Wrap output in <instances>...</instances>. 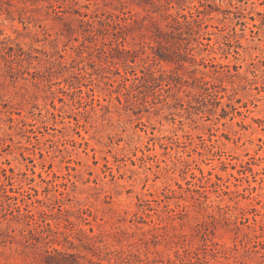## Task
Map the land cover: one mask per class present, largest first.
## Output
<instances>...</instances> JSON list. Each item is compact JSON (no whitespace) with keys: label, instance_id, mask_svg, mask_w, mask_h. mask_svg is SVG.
<instances>
[{"label":"rangeland","instance_id":"obj_1","mask_svg":"<svg viewBox=\"0 0 264 264\" xmlns=\"http://www.w3.org/2000/svg\"><path fill=\"white\" fill-rule=\"evenodd\" d=\"M0 264H264V0H0Z\"/></svg>","mask_w":264,"mask_h":264},{"label":"trees","instance_id":"obj_2","mask_svg":"<svg viewBox=\"0 0 264 264\" xmlns=\"http://www.w3.org/2000/svg\"><path fill=\"white\" fill-rule=\"evenodd\" d=\"M172 16V15H171ZM180 17H183L184 20H181L178 16H173V20L176 23V29L178 30L179 35H183L184 29H186V32L189 33L190 35L196 36L195 34L199 33V31L197 29H195L194 25L192 22H190L189 20H187V16L186 14H182ZM109 20H104L101 21V23L105 26V33L107 34H111L113 35L116 39V41L120 40V43L122 45H124V42L127 40V36H128V31H129V27L132 25L133 21H137L132 15L128 16V15H109L108 16ZM171 33V32H170ZM175 36L172 35V38H174ZM196 38V37H195ZM166 41L168 40V37H165ZM199 40V38H196ZM113 41V40H111ZM179 42L178 48L177 49H173V52H164V53H156V56H158L159 59L162 60H170V61H175L178 64H181L183 62V60H186L187 55H188V51H187V47H184L182 45V43ZM202 43V42H200ZM106 43L103 42L102 45L98 46V49H101L104 53H107L106 57L107 59L109 58V54L111 53V51H113V49L115 47L112 46V43L110 44V48L106 49L105 48ZM184 47V48H183ZM12 50V49H11ZM121 52H130V49H126V48H122V50H120ZM12 53V52H11ZM177 56V57H176ZM111 57H114L113 55H111ZM142 74H138V72H134V80L137 81H142L145 80L146 78L150 79V80H154V82H158V76H156V72L154 70H151L150 68L142 69L141 70ZM126 79H130L126 76H124ZM206 84V82H203ZM168 88L167 91H169L172 86H171V82L168 81L167 83ZM203 85V84H202ZM125 88L128 89V87L125 85ZM205 89L207 90V92L212 95L209 91L208 87H205Z\"/></svg>","mask_w":264,"mask_h":264}]
</instances>
